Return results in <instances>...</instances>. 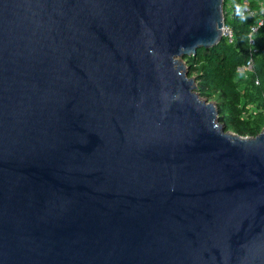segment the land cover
I'll return each mask as SVG.
<instances>
[{
	"label": "water",
	"instance_id": "obj_1",
	"mask_svg": "<svg viewBox=\"0 0 264 264\" xmlns=\"http://www.w3.org/2000/svg\"><path fill=\"white\" fill-rule=\"evenodd\" d=\"M223 0H0V264H264V127L226 131L183 58Z\"/></svg>",
	"mask_w": 264,
	"mask_h": 264
},
{
	"label": "trees",
	"instance_id": "obj_2",
	"mask_svg": "<svg viewBox=\"0 0 264 264\" xmlns=\"http://www.w3.org/2000/svg\"><path fill=\"white\" fill-rule=\"evenodd\" d=\"M240 0H223L224 21L234 30V42L224 39L211 47L200 48L194 56L183 58L188 76L194 77L195 91L200 97L210 99L217 117L226 131L233 130L240 136L253 137L264 127V15L263 22L253 33L254 44L248 42L250 26L255 18L238 15ZM254 71L246 76L236 68L242 65L250 49ZM258 84H255V81ZM250 107L255 110L251 111Z\"/></svg>",
	"mask_w": 264,
	"mask_h": 264
},
{
	"label": "built area",
	"instance_id": "obj_3",
	"mask_svg": "<svg viewBox=\"0 0 264 264\" xmlns=\"http://www.w3.org/2000/svg\"><path fill=\"white\" fill-rule=\"evenodd\" d=\"M238 15L240 17L246 18H255L257 21L252 26H250V33L248 34V42L249 44H254L253 33L257 30L258 26H260L263 22L264 15V0H240V5L238 8ZM224 16V10H223ZM221 37L227 43L234 42V30L230 26L229 23H226L223 20L221 26ZM255 53V49H250L248 55L244 61V63L236 68V71L246 76L249 73H252L254 70V59L253 54ZM255 84H258V81H255ZM261 98L264 101V89L261 92Z\"/></svg>",
	"mask_w": 264,
	"mask_h": 264
},
{
	"label": "rangeland",
	"instance_id": "obj_4",
	"mask_svg": "<svg viewBox=\"0 0 264 264\" xmlns=\"http://www.w3.org/2000/svg\"><path fill=\"white\" fill-rule=\"evenodd\" d=\"M184 61V60H183ZM185 63V62H184ZM185 65H186V63H185ZM195 86H196V82H195ZM196 92V91H195ZM197 93V92H196ZM202 99H205V97H201ZM207 102H211V100L210 99H205ZM212 103V102H211ZM250 110L251 111H254L255 109L253 108V107H250ZM230 133H233V134H237L235 131H233V130H228ZM246 137H248V136H246Z\"/></svg>",
	"mask_w": 264,
	"mask_h": 264
}]
</instances>
